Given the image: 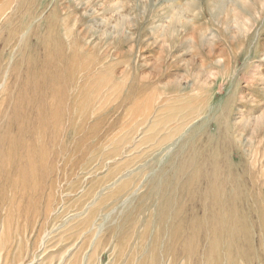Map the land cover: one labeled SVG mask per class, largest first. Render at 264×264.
Masks as SVG:
<instances>
[{"label":"rangeland","instance_id":"1","mask_svg":"<svg viewBox=\"0 0 264 264\" xmlns=\"http://www.w3.org/2000/svg\"><path fill=\"white\" fill-rule=\"evenodd\" d=\"M47 82L65 98L44 135L13 110ZM2 137L40 138L46 169L25 190L0 176V264H205L203 242L153 248L159 209H190L150 188L206 153L264 207V0H0ZM259 237L236 264H264Z\"/></svg>","mask_w":264,"mask_h":264},{"label":"bare ground","instance_id":"2","mask_svg":"<svg viewBox=\"0 0 264 264\" xmlns=\"http://www.w3.org/2000/svg\"><path fill=\"white\" fill-rule=\"evenodd\" d=\"M47 52L50 51L47 50ZM32 54L34 55V53ZM50 58L52 59V56ZM50 58L48 59L50 60ZM48 59H46L47 62ZM57 71H59L58 68ZM44 88H47L50 97V99L47 98V101L50 100L48 105L43 100ZM61 91L64 92L52 85L51 82H47V85L40 86L38 84L34 88L32 100L23 94L14 106L13 117H15V122L17 123L20 117H26L24 106L35 107L37 130L41 134L47 135L50 129L54 130L56 124L63 120L62 113L57 111L64 104L65 96L61 95L63 94L60 93ZM191 115L187 114L181 120L185 121ZM68 118L70 117L68 116ZM27 129L22 128L20 132L25 133ZM40 145L42 146L40 138L30 142H19L11 140L9 137L0 139V176L5 172L8 173V188L25 190L30 184H38V171L43 170V168L46 169L43 159L46 152ZM37 147L38 152L35 151ZM163 151L165 150L163 149ZM154 152L156 150L150 149L148 154L153 155ZM228 164L232 166V163L227 161L226 170L224 171L227 175L225 176L220 166H218L219 163L216 157L208 156L206 153H193L192 156L179 163L169 179L165 176L166 172L161 171L158 185L153 181L150 190L160 192L159 185L164 180V184H166V187L163 188L164 191L167 187H170L174 191H182V194L186 195L189 201L188 209H190V213L185 215L186 207H182L180 213L170 216L165 211V207L160 208V218H156V237L153 248L158 247L157 241L160 237L168 236L170 242L168 252L173 251L174 245L178 243L179 248L177 249L182 254L192 255L199 251L203 242L205 249L202 253L205 264H236L237 258L252 261L247 258L254 251L253 238L255 232H258V236H260L259 245L264 251V207H262V204V206L259 205L261 203L258 201L259 196L257 198V195L239 187V178H234L231 175V167ZM133 166H136V163ZM134 169L130 168L126 172L127 175H131ZM113 196L115 195L113 194ZM260 199L262 198L260 197ZM13 202L11 200L8 202L10 206L8 216L12 213V205L15 203ZM162 202L165 206L168 205L169 208L173 206L175 200L164 198ZM250 202H253L255 207L250 205ZM250 215L257 216V218H249ZM10 219L8 218V220ZM47 258L45 259L43 254L40 261H47ZM262 259L264 261V258ZM246 260L245 262H248Z\"/></svg>","mask_w":264,"mask_h":264}]
</instances>
